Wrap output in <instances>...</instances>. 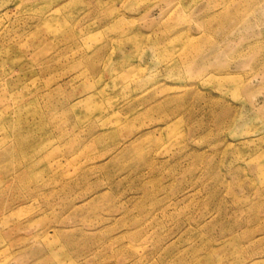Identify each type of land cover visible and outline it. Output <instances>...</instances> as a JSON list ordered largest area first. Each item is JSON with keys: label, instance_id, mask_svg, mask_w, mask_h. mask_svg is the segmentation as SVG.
Masks as SVG:
<instances>
[{"label": "rangeland", "instance_id": "obj_1", "mask_svg": "<svg viewBox=\"0 0 264 264\" xmlns=\"http://www.w3.org/2000/svg\"><path fill=\"white\" fill-rule=\"evenodd\" d=\"M0 264H264V0H0Z\"/></svg>", "mask_w": 264, "mask_h": 264}]
</instances>
